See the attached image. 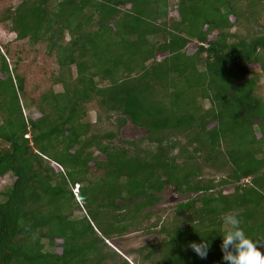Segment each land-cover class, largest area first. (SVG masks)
Here are the masks:
<instances>
[{
  "label": "trees",
  "instance_id": "trees-1",
  "mask_svg": "<svg viewBox=\"0 0 264 264\" xmlns=\"http://www.w3.org/2000/svg\"><path fill=\"white\" fill-rule=\"evenodd\" d=\"M176 3L21 0L3 13L19 40L46 45L63 90L26 118L25 80L0 51V179L15 178L0 193V264H103L107 241L138 231L170 185L201 197L154 225L166 238L151 264H221L225 214L264 243V98L260 75L249 78L251 66L264 76V0ZM129 123L156 150L116 146ZM204 166L227 175L206 178ZM201 238L204 260L183 250Z\"/></svg>",
  "mask_w": 264,
  "mask_h": 264
},
{
  "label": "rangeland",
  "instance_id": "rangeland-1",
  "mask_svg": "<svg viewBox=\"0 0 264 264\" xmlns=\"http://www.w3.org/2000/svg\"><path fill=\"white\" fill-rule=\"evenodd\" d=\"M20 3L21 0H0V18L4 12L9 11V9L17 8ZM172 3H174V5L177 4L176 0H172ZM170 15L171 23L174 22V19L178 20V14L175 10H171ZM69 38L70 37L67 36L66 41H69ZM198 45L199 44L194 41L193 44L189 46L188 53L193 55L196 52ZM0 51L7 59L10 68L14 71V75L18 74L25 80L26 92L22 95V102L25 105V117L29 119L42 117V112L37 106V101L40 96L51 89L56 93H60L63 90L62 85L55 84L54 77L59 75V65L55 57L48 54L46 45L39 44L34 47L27 41L19 40L18 35L11 30V23L0 24ZM164 58V56L160 57L159 61H162ZM249 69V78L255 74L260 75L261 79L259 81L260 87L258 93L264 98V76L260 71V67L251 66ZM74 74H76L75 68ZM101 86H103V84ZM32 102H34V104L30 105ZM204 104L207 109L211 107V103L208 100L205 101ZM88 119L92 124L96 123V108H89ZM114 119L117 120L118 117L116 116ZM106 127L107 130L113 128V126L109 127L107 123ZM119 134L120 138L114 140L116 146L121 145L129 147L126 142H135L142 150H156L157 145L150 143L147 130L139 129L129 123ZM27 137L31 138V135ZM172 139L176 141L177 136L172 137ZM178 139L182 142H186L184 136H179ZM132 148L135 149L134 147ZM95 155L100 161L105 159L104 155H101L98 152H96ZM204 167L206 178H216L217 181H219L223 176L227 175L225 172H218L207 166ZM94 170V173H96L97 176H102L104 173V169L99 171V173L96 172V167H94ZM14 181L15 178L12 175H8L6 178H1L0 193L5 186H11ZM230 189L233 188L231 187ZM76 192L78 193V187L76 188ZM159 195L162 198V201L155 207L148 209L146 213H143L142 217H140L139 224L141 227L138 231L131 230L127 235L107 241L108 248L105 249V252H108L111 255V258L104 261L103 264H126V261L128 264H151L158 261L159 249L165 244L166 235L161 233L162 224L158 227H154V225L159 221L163 223L168 217L176 215L178 207L183 203L197 200L201 197L193 193L181 194L175 185H170L165 192ZM197 207H201V205L198 204ZM150 212L153 216L147 217ZM76 215L82 216V213H77ZM58 243L60 244L61 242ZM47 250L51 249L47 248ZM59 250L61 249L59 248ZM117 253H119V255ZM150 254L155 255L149 259L147 257H149ZM93 263H96V261Z\"/></svg>",
  "mask_w": 264,
  "mask_h": 264
},
{
  "label": "clouds",
  "instance_id": "clouds-1",
  "mask_svg": "<svg viewBox=\"0 0 264 264\" xmlns=\"http://www.w3.org/2000/svg\"><path fill=\"white\" fill-rule=\"evenodd\" d=\"M79 193L78 190L77 194ZM222 225L226 230L218 235L221 238V264H264V243L252 239L246 233L238 213L225 214ZM187 249H191L197 257L204 260L211 249V241L207 238H201L199 243L189 241L183 246V250Z\"/></svg>",
  "mask_w": 264,
  "mask_h": 264
},
{
  "label": "water",
  "instance_id": "water-1",
  "mask_svg": "<svg viewBox=\"0 0 264 264\" xmlns=\"http://www.w3.org/2000/svg\"><path fill=\"white\" fill-rule=\"evenodd\" d=\"M176 188H177V186H176ZM177 190H178V188H177ZM78 198H79V201H81V202H85L86 201V197H84L81 193H79L78 194Z\"/></svg>",
  "mask_w": 264,
  "mask_h": 264
},
{
  "label": "flooded vegetation",
  "instance_id": "flooded-vegetation-1",
  "mask_svg": "<svg viewBox=\"0 0 264 264\" xmlns=\"http://www.w3.org/2000/svg\"><path fill=\"white\" fill-rule=\"evenodd\" d=\"M167 187H169V186H166L165 190L167 189ZM165 190H164V192H165Z\"/></svg>",
  "mask_w": 264,
  "mask_h": 264
}]
</instances>
